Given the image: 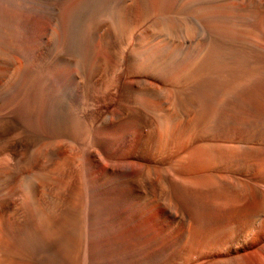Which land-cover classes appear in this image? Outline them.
<instances>
[{
  "label": "bare ground",
  "instance_id": "6f19581e",
  "mask_svg": "<svg viewBox=\"0 0 264 264\" xmlns=\"http://www.w3.org/2000/svg\"><path fill=\"white\" fill-rule=\"evenodd\" d=\"M233 6L229 46L202 17ZM246 83L264 106V0H0V264H253Z\"/></svg>",
  "mask_w": 264,
  "mask_h": 264
},
{
  "label": "rangeland",
  "instance_id": "374dc122",
  "mask_svg": "<svg viewBox=\"0 0 264 264\" xmlns=\"http://www.w3.org/2000/svg\"><path fill=\"white\" fill-rule=\"evenodd\" d=\"M233 7H234V9L236 8L235 6H233ZM228 12H229V14L227 16L222 17V18H219V17H216V16L211 17V16L208 15V12H206L205 15H203V17H202L203 25H204V27L206 29H208L210 31L212 37H222L229 44V46H231L232 43H235L238 40H240L242 37H252L249 33H245V32L239 30V28L236 27V24L241 20V18H239L237 16L232 17V14L234 15L236 13H239V10L236 8L234 11H232V12L228 11ZM222 21L224 22L223 24L227 28V32L226 33H220L219 29H220L221 25H223V24H221ZM219 24H221V25H219ZM232 68H233V65H229L228 66L229 70H232ZM257 73L260 74L259 71L256 72V75H258ZM246 84H244L245 86H243V88H242V86L240 87V88H242L241 91L242 90L245 91L244 93H243V91L242 92L241 91L240 92L237 91L238 89H235V91H236L235 92V91H233L234 90L233 89L232 90L233 91V95L232 96L234 98L231 97L232 101L230 100V103L232 102L231 106H232V109L234 108V111H236V109H235V106L233 107V104H234V102L236 104L238 103V106H236V108L238 109L237 110L239 112L238 116L240 118L237 116V114H238L237 111H236L237 113L236 112H233V113L231 112V113H232V116L235 113V115L238 117V120L242 119L243 121H245L247 118H249L251 116L252 119L249 118L250 121L247 119L246 122H250L251 123V120H252L253 125L256 126L257 127V131H259V130H261L264 127V112H263V110H264L263 107L264 106H262V105L260 106V105H258V103L256 104L254 102V101H256V98L254 99L255 95H254V92L252 90L254 88L252 87L251 89H249L251 87V85H250L251 83H246ZM199 87H200V85L198 84L195 89H197ZM227 88H229V84L224 85V89H227ZM249 91H250V93H248ZM237 92L241 93L239 95V96L242 95L241 96V100L244 99V97H243L244 95L247 96L249 94L248 95L249 97L248 96L246 97V99L244 100L243 104L239 105V102L241 100H238L239 102H237V97L234 95L236 93L237 96H238ZM252 93H253L254 96L252 95ZM251 95H252L253 98H251ZM249 98L251 99V102H253V103H250V99ZM235 99H236V101H235ZM242 101H241V103H242ZM245 101H246V103H245ZM247 102L250 103V105ZM254 103H255V105H254ZM247 104L249 105L250 108H248ZM241 105L244 107L242 110H241L242 107H240ZM252 107H255V108L252 109ZM261 108H262V110H261ZM244 110H245L246 114L243 113ZM252 111H253V113H252ZM236 116H235V118H236ZM248 130H252V128L249 127ZM251 206H252L251 207L252 210H250L251 213H256V212H258L260 210L259 204L256 203V202H254ZM163 242H164L163 240L160 241L161 246L165 245V243H163ZM161 246H160L159 256H157L158 260H157L156 264H173V263H176L177 260L176 259L173 260V258L169 256L170 253L167 250H164L165 249L164 247L161 248ZM223 248H224V245H221V247L220 246L218 247V249L216 250L217 256H220L223 253ZM263 248H264V239L257 246H252L250 249H248L246 251V254H249L248 258L250 260L249 259L248 260L251 261L253 264L258 263L256 260H257V257L258 258H262V254L260 252L262 250H264ZM203 261L204 260H201L200 262H197L195 264H201V262H202V264H210V263L214 262V261H211V262H208V261H204L203 262Z\"/></svg>",
  "mask_w": 264,
  "mask_h": 264
}]
</instances>
